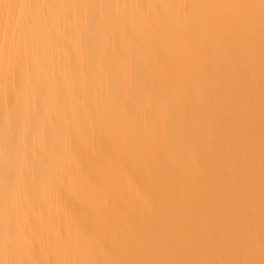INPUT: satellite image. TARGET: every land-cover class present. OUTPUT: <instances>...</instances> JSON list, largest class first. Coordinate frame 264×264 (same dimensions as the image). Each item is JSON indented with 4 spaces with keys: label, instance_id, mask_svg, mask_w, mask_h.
<instances>
[{
    "label": "bare ground",
    "instance_id": "6f19581e",
    "mask_svg": "<svg viewBox=\"0 0 264 264\" xmlns=\"http://www.w3.org/2000/svg\"><path fill=\"white\" fill-rule=\"evenodd\" d=\"M0 264H264V0H0Z\"/></svg>",
    "mask_w": 264,
    "mask_h": 264
}]
</instances>
